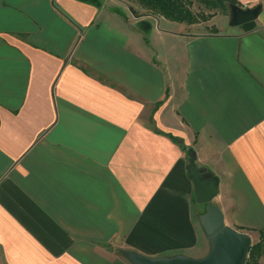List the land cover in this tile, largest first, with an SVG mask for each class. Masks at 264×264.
Returning <instances> with one entry per match:
<instances>
[{"label": "crops", "instance_id": "0c3cea01", "mask_svg": "<svg viewBox=\"0 0 264 264\" xmlns=\"http://www.w3.org/2000/svg\"><path fill=\"white\" fill-rule=\"evenodd\" d=\"M234 1L252 30L138 0H0V264L204 257L189 148L224 224L259 241L264 0Z\"/></svg>", "mask_w": 264, "mask_h": 264}, {"label": "water", "instance_id": "95a60500", "mask_svg": "<svg viewBox=\"0 0 264 264\" xmlns=\"http://www.w3.org/2000/svg\"><path fill=\"white\" fill-rule=\"evenodd\" d=\"M256 16V10L236 6L230 24L240 25L245 31H250L255 26ZM187 155L186 170L193 185L194 200L204 204L199 221L209 239V252L199 259L181 254L151 258L130 251L125 252L126 256L134 264H243L250 246L249 237L224 224L222 211L213 203L218 193V178L204 167L196 165V155L191 148Z\"/></svg>", "mask_w": 264, "mask_h": 264}, {"label": "trees", "instance_id": "16d2710c", "mask_svg": "<svg viewBox=\"0 0 264 264\" xmlns=\"http://www.w3.org/2000/svg\"><path fill=\"white\" fill-rule=\"evenodd\" d=\"M140 4L149 8L153 12L162 14L165 18L178 22H186L189 24L203 22L208 20L212 15L210 13L198 12L194 13L190 9V0H138ZM208 7L217 4H232L236 6L234 0H200ZM264 252V233L260 232L259 241L249 247L246 260L244 264H260L259 259Z\"/></svg>", "mask_w": 264, "mask_h": 264}, {"label": "rangeland", "instance_id": "374dc122", "mask_svg": "<svg viewBox=\"0 0 264 264\" xmlns=\"http://www.w3.org/2000/svg\"><path fill=\"white\" fill-rule=\"evenodd\" d=\"M209 1H216V0H209ZM191 5H190V9L194 12V13H198V12H203V13H210L214 16L216 14L218 15H225L226 17L229 18V21H231L232 18V12L233 9L236 7L235 5L232 4H225V6H223L222 4H217L215 6L212 7H208L206 4L202 3L200 0H190ZM135 4V3H134ZM146 9V12H149L147 9V7H144ZM212 16L209 18L211 19ZM204 25L201 24L200 26Z\"/></svg>", "mask_w": 264, "mask_h": 264}]
</instances>
